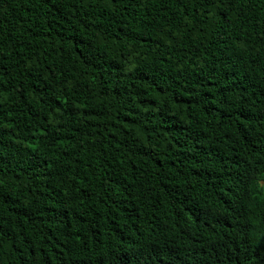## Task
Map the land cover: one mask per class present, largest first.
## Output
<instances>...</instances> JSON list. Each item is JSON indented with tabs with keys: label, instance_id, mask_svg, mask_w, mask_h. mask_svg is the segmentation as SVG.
Here are the masks:
<instances>
[{
	"label": "trees",
	"instance_id": "16d2710c",
	"mask_svg": "<svg viewBox=\"0 0 264 264\" xmlns=\"http://www.w3.org/2000/svg\"><path fill=\"white\" fill-rule=\"evenodd\" d=\"M0 264H264V0H0Z\"/></svg>",
	"mask_w": 264,
	"mask_h": 264
}]
</instances>
